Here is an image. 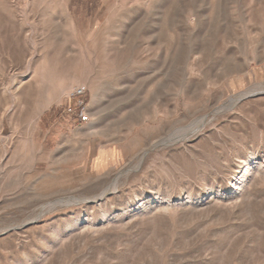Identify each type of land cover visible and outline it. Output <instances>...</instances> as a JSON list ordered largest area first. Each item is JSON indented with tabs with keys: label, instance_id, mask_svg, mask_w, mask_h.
<instances>
[{
	"label": "rangeland",
	"instance_id": "obj_1",
	"mask_svg": "<svg viewBox=\"0 0 264 264\" xmlns=\"http://www.w3.org/2000/svg\"><path fill=\"white\" fill-rule=\"evenodd\" d=\"M0 264H264V0H0Z\"/></svg>",
	"mask_w": 264,
	"mask_h": 264
},
{
	"label": "built area",
	"instance_id": "obj_2",
	"mask_svg": "<svg viewBox=\"0 0 264 264\" xmlns=\"http://www.w3.org/2000/svg\"><path fill=\"white\" fill-rule=\"evenodd\" d=\"M85 94V90L84 89H80L78 88L73 95L78 96L79 98H82ZM83 105V99L78 100V106L81 107ZM78 120L80 122H85L87 121V115L85 112V109L82 107L80 110H78Z\"/></svg>",
	"mask_w": 264,
	"mask_h": 264
},
{
	"label": "bare ground",
	"instance_id": "obj_3",
	"mask_svg": "<svg viewBox=\"0 0 264 264\" xmlns=\"http://www.w3.org/2000/svg\"><path fill=\"white\" fill-rule=\"evenodd\" d=\"M81 89V88H80ZM253 158V157H252ZM248 166V165H247ZM249 166H251V167H253V168H260L261 166H262V163L261 162H257V161H255L254 159H251V161H250V163H249ZM249 168V167H248ZM255 170V169H254ZM251 172V171H250ZM245 171L242 173V175L240 176V177H235V178H237V180H241V179H243V177L244 176H246L245 175ZM250 174V173H249ZM251 176V175H250ZM245 179V178H244ZM233 181V180H232ZM238 182V181H237ZM232 183V182H231ZM236 185V184H235ZM232 186H233V184H232ZM235 189H237V188H235ZM232 192V191H231ZM103 194V193H102ZM235 194H236V192H235ZM210 195V194H209ZM213 196V195H212ZM102 199H103V197H102ZM186 199V202H188L189 201V198H185ZM154 202V201H153ZM179 202V201H178ZM185 202V203H186ZM192 202V201H191ZM159 203H161V202H157V204H159ZM164 203H166V202H164ZM170 203V202H169ZM183 203V202H182ZM154 206H156V205H154ZM152 208V207H151Z\"/></svg>",
	"mask_w": 264,
	"mask_h": 264
}]
</instances>
